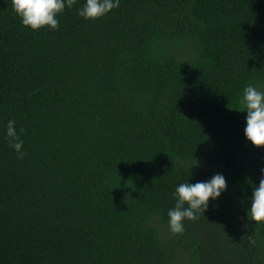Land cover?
Wrapping results in <instances>:
<instances>
[{"label":"trees","instance_id":"1","mask_svg":"<svg viewBox=\"0 0 264 264\" xmlns=\"http://www.w3.org/2000/svg\"><path fill=\"white\" fill-rule=\"evenodd\" d=\"M83 3L33 31L0 0V264H264V147L238 110L264 89V0ZM216 173L227 190L171 233L176 186Z\"/></svg>","mask_w":264,"mask_h":264},{"label":"clouds","instance_id":"2","mask_svg":"<svg viewBox=\"0 0 264 264\" xmlns=\"http://www.w3.org/2000/svg\"><path fill=\"white\" fill-rule=\"evenodd\" d=\"M119 4L120 0H84L83 5L77 9V14L84 19H97L118 8ZM11 5L25 27L33 31L45 27L56 30L59 27V15L73 6V0H11ZM238 110L246 113L245 138L257 148L264 147V89L247 84L238 100ZM15 124L13 119L7 121L5 136L16 151L17 158H23L24 141L20 138ZM261 172L258 185L253 187L246 216L253 222L264 223V169ZM226 190L227 180L222 173H216L206 181L191 183L188 179L178 184L173 192L174 207L167 212L170 232L183 233L184 221L196 220L201 213L205 215L210 202L217 200Z\"/></svg>","mask_w":264,"mask_h":264}]
</instances>
